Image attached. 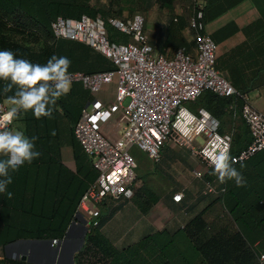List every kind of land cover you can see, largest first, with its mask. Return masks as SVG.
<instances>
[{
	"label": "built area",
	"instance_id": "2783aa9c",
	"mask_svg": "<svg viewBox=\"0 0 264 264\" xmlns=\"http://www.w3.org/2000/svg\"><path fill=\"white\" fill-rule=\"evenodd\" d=\"M190 1L192 13L187 25L194 31L192 51L179 46L169 53L153 55L141 32L143 16L140 12H134L125 22L84 13L77 18L56 15L49 22L53 39L82 42L105 56L112 65L111 69L93 72L68 70L72 84L79 83L92 95L80 108L72 134L96 172L78 198L75 224L85 228L94 225L107 198L133 196L136 164L128 153L132 145L144 151L153 162L159 160L162 146L184 147L192 158L207 167L211 166L203 153L210 144L215 147L214 137L227 141L230 148L231 130L220 131V124L219 127L213 124V118H217L205 109L193 112L182 105L204 91L231 97L228 109L233 115H237V110L247 127L250 142L238 153L230 154L237 161L235 164L264 150V114L215 69L217 44L204 31V0ZM105 22L125 33L127 40L110 41ZM110 82L113 83L112 99L97 97L102 86ZM124 98L127 102L123 105ZM238 100L239 105L236 104ZM193 174L202 178L200 171ZM218 191L210 180L203 179L202 194H217ZM181 198L179 191L171 194L175 202ZM59 242L60 239L52 238L49 246L55 247ZM263 263L264 252H259L257 264Z\"/></svg>",
	"mask_w": 264,
	"mask_h": 264
},
{
	"label": "trees",
	"instance_id": "16d2710c",
	"mask_svg": "<svg viewBox=\"0 0 264 264\" xmlns=\"http://www.w3.org/2000/svg\"><path fill=\"white\" fill-rule=\"evenodd\" d=\"M87 1L0 0V50L10 49L18 58L39 64H45L53 54L57 57L65 56L71 61L68 70L93 72L111 69L112 65L109 62L97 68L98 64L103 63L105 59L86 45L53 39L51 36L49 22L56 15L77 18L83 12L90 17H93L95 13L104 14L100 8L89 7ZM157 1L168 6L172 0ZM241 1L243 0H206L202 9V21L215 18ZM248 1L257 11L258 18L264 20V0ZM107 38L110 41L118 39L108 30ZM263 46L264 44L261 45ZM257 68V74L264 72V64ZM3 82L0 80V99L10 96L11 93H3L2 89L6 84ZM231 101V97H221L211 91H204L196 97L194 102L206 108L220 120ZM236 104H240L239 100ZM236 113V116H239L237 110ZM63 115L68 118L66 112ZM18 120L26 136L37 137L34 141V150L39 151L41 155L30 164L25 162L23 167L20 166L16 171L15 178L23 186L21 189L18 188L16 200L18 210H14L17 217L0 218L3 225H0V231L5 235L6 241L21 238L60 239L74 216L79 196L87 182L95 177L93 169L87 164L85 154L80 151V146L72 134V125L76 119L72 120L68 127L69 141L80 152L78 160L73 156L74 171L66 169L61 164L56 153L59 145L55 142L51 143L57 138L56 123L49 127L44 117L36 119L31 110L22 113ZM237 139L238 136L233 137L231 154L239 151ZM205 177L208 179L207 176ZM29 182L30 185L27 187ZM252 184L253 181H247L238 188H228L223 194L221 203L227 209L236 228L222 226L209 231L201 213L195 214L183 226L184 234H182L190 249L189 259L182 256L184 262L172 260L171 255H175L174 242L172 235L164 238L165 230L143 238L123 250H115L99 232L102 223L99 211L95 219L96 223L87 228L82 246L73 254V264H78V253L89 242L102 255L109 258L107 264H192V261H197L196 264H256L257 251L252 243L260 237V234L254 232L256 227L264 229V206L258 202L260 195L254 197L253 194L251 195L250 191L254 188ZM27 192L29 196L26 195ZM14 208L16 209L15 206ZM31 216L35 218V225L33 228H28L26 220L31 219ZM10 262L25 264L21 260H10Z\"/></svg>",
	"mask_w": 264,
	"mask_h": 264
},
{
	"label": "crops",
	"instance_id": "0c3cea01",
	"mask_svg": "<svg viewBox=\"0 0 264 264\" xmlns=\"http://www.w3.org/2000/svg\"><path fill=\"white\" fill-rule=\"evenodd\" d=\"M205 3L206 0H204V5ZM145 9L146 11H144V15H142L143 25L141 32L145 42L151 46L153 55L161 52L169 53L179 46H184L186 50L192 51L191 39L194 31L187 25L188 17L192 13V3L190 0L189 7L187 8L189 11L187 16H185V14H180V8L175 6L173 0L168 6L164 3L160 4L157 1L156 6H146ZM133 13H131L129 17L125 16L115 19L125 22L130 19ZM95 15L101 16L99 13H95ZM203 23L204 31L208 33L217 44L215 61L216 59L222 58L229 67L227 70H222L221 65H218L215 69L224 76L231 86H233L238 92L245 94L249 102L264 114V72L256 73V70L258 69L257 66L264 64V46L261 47V45L264 44V20L258 18V13L250 1L243 0L224 13L209 21H204ZM162 35L164 36V40L168 37L170 38V42H175L174 45H162L161 49H157L156 47L158 45H156V42ZM62 40L86 45L75 40ZM86 46L89 47L88 45ZM90 49L97 52L92 48ZM4 82L8 83V81ZM12 94L13 93L11 92L10 95ZM195 99L190 102L193 108V110L189 109L190 111L195 112L198 108H203L208 111L199 104H195ZM6 100L7 97H2L0 99L1 105L6 106L7 104L3 103ZM225 110L229 115L225 113V115L221 116L220 120L217 117H214L219 121L220 131L231 130V144L233 137L238 136L237 147L240 151L244 149L242 147L250 142L249 132L239 116L233 115L228 107H226ZM235 117L237 119H234ZM224 118L228 119L230 123L225 124L223 121ZM237 120H240L243 125L236 127L235 123ZM10 127L21 130L22 124L19 120H15ZM65 147L67 146L61 147L59 150V160L66 169L74 171V159L73 157L72 160L70 159L67 150H64L66 149ZM165 148L166 150H163L160 153L157 163L164 161L163 168H160L163 173L162 178L167 175V168L172 170L173 175L171 176V182H168L162 187V192L153 193L146 188L141 191L142 186H135L133 196L129 199H105L103 205L100 207L102 223L99 232L109 241L115 250L120 251L126 247L134 245L143 238L150 237L156 232L165 230L166 236H164V238H168L172 235L171 238H173L174 242V245H172L174 246L173 250L175 255H171L173 258L172 260L179 262L183 261L182 256L186 259H189L188 257H190V249L188 243H186V238L183 236L184 232H182V230L183 226L195 214H202L208 227L207 230L209 231L222 226L236 228L231 216L227 214V212H225L226 214L224 215L220 210L222 211L224 209V206L221 203L223 194L228 188H238V186H236L234 180H226L224 183H221L217 175H215L214 178L212 174H210L213 171L212 167H207L202 162L192 158L186 148L179 147L172 149L173 147L169 146H166ZM80 151L85 154L81 148ZM3 158L5 157L0 155V159ZM86 159L88 162L87 164L92 168L87 156ZM233 167L242 174L244 184L247 183V181H253L251 186L254 188L250 193L251 195L253 194V197L260 195L261 197L258 199V202L264 206V151L259 150L255 152L252 156L235 164ZM194 171H200L202 173V178L195 177L193 174ZM93 172L96 175L94 169ZM135 174L136 178H139V173L135 172ZM205 176H207L208 179ZM159 177L161 178V175ZM213 178L217 180V183H213ZM203 179L210 180L213 186L219 190L218 193L202 194ZM15 181H17V179H15ZM90 181H88L87 184ZM161 184L162 183L160 182V185ZM220 189L223 190L221 191ZM146 191L148 192V196ZM177 191L182 193V198L180 201L175 202L171 199V194ZM10 192L13 194L11 198H6L5 192L0 193V218L13 219L14 217H17L14 210L17 211L18 208L15 209L14 207H8L4 204V202L7 203V201H12V203L15 202V204H18L16 201L18 199V188H12ZM9 204L10 203H7V205ZM74 219L73 216L71 219L72 222L67 225L63 237L60 238L59 244L55 247L49 246V239L21 238L6 241L4 240L5 235L0 231L1 260L15 261L14 258L17 257V255L20 258L21 256H25L21 255L22 253H17L15 257L9 254L10 247L19 240L34 242L44 240L47 248L52 250L50 258L45 262L29 261L28 263L58 264L61 243L64 240L74 238V227L80 226L73 222ZM72 224L75 226H71ZM0 225L3 226L2 222H0ZM69 225L70 228L67 229ZM81 227L83 228L81 236L83 242L87 228L83 226ZM254 232L260 234V237L256 238L252 243V246L255 248L258 255L259 252H264V229L256 227ZM20 260L24 261L25 259ZM196 262L197 261H192V264H196ZM107 263H109V260L106 264Z\"/></svg>",
	"mask_w": 264,
	"mask_h": 264
},
{
	"label": "clouds",
	"instance_id": "9594fccd",
	"mask_svg": "<svg viewBox=\"0 0 264 264\" xmlns=\"http://www.w3.org/2000/svg\"><path fill=\"white\" fill-rule=\"evenodd\" d=\"M70 65V59L65 56L53 54L45 64H39L18 58L10 49L0 50V80L8 81L2 91L13 93L7 96L6 106L0 105V155L5 157L0 159V193L7 192L8 198L13 195L7 191L12 183L10 172L41 155L34 150L37 137L29 138L22 130L10 126L29 110L36 119L52 118L57 100L71 89ZM213 124L219 127V121L214 118ZM213 144L215 147L210 144L203 153L213 169L210 174L217 175L221 183L234 180L236 186H243L244 178L233 167L237 161L230 155L228 142L217 136Z\"/></svg>",
	"mask_w": 264,
	"mask_h": 264
},
{
	"label": "rangeland",
	"instance_id": "374dc122",
	"mask_svg": "<svg viewBox=\"0 0 264 264\" xmlns=\"http://www.w3.org/2000/svg\"><path fill=\"white\" fill-rule=\"evenodd\" d=\"M173 3L175 4L177 8H180V11H179L180 14H185V16H187V14L189 13L187 9L189 7V0H173ZM87 4L89 7L102 9L104 14L103 15L101 14V16L103 18H109V17L110 18H121L125 16L129 17V15L135 11L140 12L142 13V15H144L143 12L146 11L145 7L146 6L148 7L150 5L156 6L157 0H88ZM104 27L110 33L113 32L116 35V38L118 39H115V41L124 42L127 39V35H125L120 30L115 29L110 24L105 22ZM163 37L164 36L162 35L157 40L156 42V45H158L156 47L157 49H161L162 45L164 46L174 45L175 42L173 43L170 42L169 40L170 38L166 37V40H164ZM98 54L99 56L101 55L100 53ZM103 58L105 60L103 59L104 60L103 63L98 64L97 68H101L106 63L109 62V60L105 58L104 56ZM218 65H221L222 70L223 69L227 70L229 68L226 62L222 60V58L216 59L214 67L216 68L218 67ZM82 68L90 69L89 67H82ZM112 89H113L112 82L104 84L100 92L96 96L110 101L113 95ZM91 98H92V95L87 90L83 89L79 83H74L71 85L70 91L66 95L60 97L57 100L56 104L54 105V111L52 113V118L49 119L47 117H44L49 127H51V125L56 123L57 138L51 143L53 144V142H55L59 145V147L56 149V153H58V157H59L60 148L67 146L65 147L66 149L64 150H67L68 154L70 155V159L72 160L73 156L75 157L76 160L79 159L78 157L80 155V152L77 151V149L75 148V145L69 141L68 127L70 125V122L72 120L74 121L77 118V115L79 114V109L84 105L86 101L90 100ZM126 102H127V99L124 98L122 100V104L124 105ZM190 102L191 101H184L182 102V105L185 106L187 109L193 110ZM3 103L7 104V100L4 101ZM64 111L66 112L68 118H66L63 115V113H65ZM223 121L225 124L230 123V121L225 118L223 119ZM240 125H243V123H241L240 120H237L235 123V126L238 127ZM165 147L166 146H162L159 149V157H160V153L163 150H166ZM175 148H179V147H173L172 149H175ZM128 153L130 154V156L132 157V159L134 160L136 164L134 171L139 173V178L141 179L140 181L139 178H136L135 186L136 187L142 186L141 191H143L146 188V189L151 190V192L153 193L162 192V187H164V185L167 184L168 182H171V176L173 175V172L170 168L166 169L167 175H165V177L162 178L163 173L160 168H163L164 161L160 163L153 162L146 156L145 152L140 150L136 145L130 146L128 148ZM16 171L10 172V175L12 176V183L7 186V191H10L12 188H16V187L20 189L23 187L21 184L15 181ZM160 175H161V178L159 177ZM212 176L214 177L215 175H212ZM214 178H213V181H214L213 183L215 184L217 183L216 182L217 180ZM160 182L162 183L161 185H160ZM29 185H30V182L27 185V187H29ZM146 194L148 196L147 191H146ZM26 195L29 196V192H27ZM5 197L6 198L8 197L7 192H5ZM7 203H10V204L7 205ZM7 203L4 202V204L8 207H14V206L16 208L18 207V205L15 204V202L12 203V201H7ZM224 209L222 211L220 210V212H222L224 215L226 214L225 212L229 214L225 207ZM34 221H35L34 216H31V219L27 218L26 220L27 227L33 228L35 225ZM71 222L72 221H70L69 223ZM71 226H75V225L72 224ZM21 255H24V254H21ZM0 256H1V252H0ZM14 259L15 261H19L21 258L18 257L17 255V257H15ZM77 259H78V264H106V262L109 260L107 256L102 255L101 252L98 249H96V247H94L90 242L84 246L83 250L80 253H78ZM23 262L25 264H30L28 263L29 261L27 260H24ZM0 264H19V263L17 262L11 263L8 260H1L0 258Z\"/></svg>",
	"mask_w": 264,
	"mask_h": 264
},
{
	"label": "flooded vegetation",
	"instance_id": "af4514ba",
	"mask_svg": "<svg viewBox=\"0 0 264 264\" xmlns=\"http://www.w3.org/2000/svg\"><path fill=\"white\" fill-rule=\"evenodd\" d=\"M82 231L81 226L74 227V238L61 243L58 264H70L71 252L79 250L82 245ZM17 253L24 254V259L31 262H45L52 255V250L47 248L44 240L37 242L19 240L10 247L9 254L15 257Z\"/></svg>",
	"mask_w": 264,
	"mask_h": 264
},
{
	"label": "water",
	"instance_id": "95a60500",
	"mask_svg": "<svg viewBox=\"0 0 264 264\" xmlns=\"http://www.w3.org/2000/svg\"><path fill=\"white\" fill-rule=\"evenodd\" d=\"M70 228V225L68 226V228L67 229H69ZM74 252H75V250L74 251H72L71 252V254H70V258H69V260H70V264H73V259H72V255L74 254ZM25 258V256H21V259H24Z\"/></svg>",
	"mask_w": 264,
	"mask_h": 264
}]
</instances>
